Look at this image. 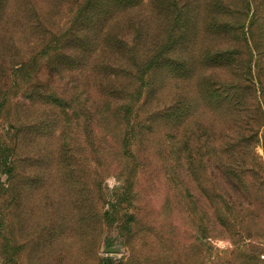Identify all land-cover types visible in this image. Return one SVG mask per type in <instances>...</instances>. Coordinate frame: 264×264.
Listing matches in <instances>:
<instances>
[{
    "label": "rangeland",
    "instance_id": "obj_1",
    "mask_svg": "<svg viewBox=\"0 0 264 264\" xmlns=\"http://www.w3.org/2000/svg\"><path fill=\"white\" fill-rule=\"evenodd\" d=\"M81 1L0 0V264H110L109 258L114 264H264V0H248L254 6L248 16L237 14L246 0H219L226 11L220 16L204 10V0L199 8L197 0H187L190 13L200 12L199 21L239 19L246 30L251 27L248 40L239 31L237 39H227L235 52L233 77L219 68L197 70L210 83L214 77L232 83L244 99L233 115L210 104L198 117L218 156L214 178L208 167L196 171V178L182 174L171 152L174 130L153 121L156 107L170 102L175 89L181 93L183 84L178 89L167 79L153 81V93L136 107L133 128L120 120L134 153L124 154L121 136L97 141L107 154H94L93 117L115 134L117 122L113 116L104 120L90 95L99 99L112 85L132 83L110 72L118 64L116 49L92 58L108 80L99 70L83 75L49 62L46 47L60 46L57 38ZM253 13L258 20L250 26ZM126 18L134 26L128 27L129 43L140 55L151 54L165 34L160 16L147 6ZM129 22L117 25V33ZM196 30L190 25V35ZM212 39L201 46H215ZM23 61L28 71L20 75L14 67ZM129 88L134 97L124 104L136 98L135 87ZM56 95L70 100L63 114L48 98ZM121 155L126 159L118 167ZM228 155L239 175L238 167L248 170L243 184L226 173ZM112 210L116 220L110 225L104 214ZM136 212L138 226L129 218ZM123 221L131 230L120 232ZM108 242L120 250L106 251Z\"/></svg>",
    "mask_w": 264,
    "mask_h": 264
},
{
    "label": "trees",
    "instance_id": "obj_2",
    "mask_svg": "<svg viewBox=\"0 0 264 264\" xmlns=\"http://www.w3.org/2000/svg\"><path fill=\"white\" fill-rule=\"evenodd\" d=\"M197 1L199 8L202 0ZM204 1L206 3L204 10L213 8L217 15L225 14V5L219 0ZM246 1L245 6L241 10L238 9L237 14L242 16L245 13L248 16L251 9H254L253 4L248 0ZM147 6L150 7L151 13L160 16V25L163 24L165 34L153 43L151 54L140 55L139 49L129 43V28L134 26L126 17L133 14L134 10H141ZM199 14L200 12L197 14L190 13L187 0H82L70 24L63 29L65 30L63 35L61 33L60 37L57 38L60 46L55 45L54 50L49 46L46 47L47 51L45 52L49 62H59V69L65 68L62 70L68 72L78 70L83 75L89 69L99 70L98 74L101 78L107 80L110 77L103 76V72L100 71L103 69H98L97 65H92V58L94 55H99L103 50L116 49L118 64L112 65L110 72L115 74L117 78H128L127 80L132 83L127 88L124 86L119 89L112 85L109 91L99 93V99L91 95L89 97L90 102L97 106L99 112H102L101 117H105L104 120L113 116L117 122L112 127L117 131L115 134L113 130L103 129L101 118L93 117L94 127L91 142L97 157H103L107 154V149L100 147L97 141L104 143L114 141L113 138L121 137L120 132H123L124 128L120 127V120L125 121V126L133 128L137 123L134 121L136 120V115L134 116L136 107L143 103V99L148 93H153L152 85L155 83L153 81L167 79L178 89L183 84L181 85L182 90L181 93H178V90L175 89L170 102L156 107L157 110L153 111L155 115L153 121L167 122L171 126V130H174L171 152L177 165L182 169V174L196 178V171L208 167L213 178L217 175L219 167L216 157L218 156L215 150L210 151L215 145L214 143H206V139L203 138L206 132H203L198 117L206 111L204 107L207 108L210 104L215 106V109L224 108L230 115H233L237 105L243 103L244 99L232 83L230 85L222 83L215 77L210 83L209 79L198 74L197 70L202 69L206 72L212 67V69L219 68L229 70L230 77H233L235 52L231 48V42L237 39L236 32L238 31L241 32L243 39L248 40L247 35L251 33V27L248 26L246 30L245 22L239 19H230L233 21L222 19L199 21ZM257 20L255 13H253L250 26ZM124 22H129V24L127 28H122L119 32L121 36H118L117 25L122 27ZM192 24L197 26L195 35L189 33V27ZM209 36L213 38L212 41L215 46L206 50L207 48L201 46V43L203 45ZM188 40L190 41L188 42ZM220 42H225V45H220ZM68 45H72L71 54L67 53ZM14 68L15 72L20 75L28 71L24 61L17 63ZM105 71H108V68ZM213 72L220 75L217 70H213ZM220 72L222 71L220 70ZM148 78H150L149 81H147ZM193 81L194 83H192ZM214 81H218V83L216 84ZM161 85L163 88V84ZM161 85L158 84L157 89L160 90ZM132 86L135 87V101L124 104L126 99L134 97V90L129 88ZM249 87L250 85L247 86V88ZM48 98L54 104L53 106L61 110L59 111L60 114L68 110L69 106L71 107L70 100L60 98L58 95L48 96ZM77 108L84 114H88L83 107L78 106ZM92 114L90 115L91 118ZM183 127H185L184 133H182ZM121 141L125 147L124 154L126 156L134 153L133 142L131 143L130 139L126 140L124 134ZM111 148L114 149L115 147ZM205 148L208 149V156L204 153ZM12 150L14 149L12 148ZM125 159L123 155L116 158L117 166L120 167V162L123 164ZM210 161H213V164ZM233 161V157L228 155L224 166L225 171L229 176L243 184L247 180L248 170L245 169L244 165L238 167V171L242 172L239 175L233 166ZM215 162L216 165H214ZM5 169L9 175L13 174L14 170H10L9 166ZM115 211L112 210L104 214L110 225L116 220ZM129 218L134 222V226H138L141 221V215L138 212L129 215ZM130 224L127 221L120 223V232L131 230ZM108 246L111 247L112 244L108 242ZM108 262L114 264V259L109 258Z\"/></svg>",
    "mask_w": 264,
    "mask_h": 264
},
{
    "label": "water",
    "instance_id": "obj_3",
    "mask_svg": "<svg viewBox=\"0 0 264 264\" xmlns=\"http://www.w3.org/2000/svg\"><path fill=\"white\" fill-rule=\"evenodd\" d=\"M105 250H106V251H113V252H116V251H119L120 248H117V247H109V248H106Z\"/></svg>",
    "mask_w": 264,
    "mask_h": 264
}]
</instances>
